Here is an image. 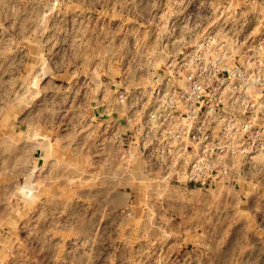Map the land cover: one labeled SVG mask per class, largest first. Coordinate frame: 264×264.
Segmentation results:
<instances>
[{
	"label": "clouds",
	"instance_id": "9594fccd",
	"mask_svg": "<svg viewBox=\"0 0 264 264\" xmlns=\"http://www.w3.org/2000/svg\"><path fill=\"white\" fill-rule=\"evenodd\" d=\"M77 2L0 0V264H170L189 219L191 264H238L217 241L264 199V0ZM209 179L222 199L191 195Z\"/></svg>",
	"mask_w": 264,
	"mask_h": 264
},
{
	"label": "rangeland",
	"instance_id": "374dc122",
	"mask_svg": "<svg viewBox=\"0 0 264 264\" xmlns=\"http://www.w3.org/2000/svg\"><path fill=\"white\" fill-rule=\"evenodd\" d=\"M72 11L79 12L81 11L80 4L77 0H72V5L69 6L68 12L71 15ZM89 15H94L100 21L101 26L104 25L105 22L109 24H119L122 23L125 27H131L135 24L137 27L142 26V21L137 22L136 20L129 18H120V17H108L104 14V9L96 8L95 10H87ZM143 30V29H142ZM59 83H62L65 87L70 83V81L66 79H61ZM95 107V106H93ZM103 107L96 109L91 113L94 117L95 121H100L103 123L105 118H108L106 115L102 114ZM112 118H116L117 115L112 113ZM105 127V125H104ZM239 189V185L237 184V190ZM87 187L81 189V191H87ZM61 191V199H67L72 201L73 203H80L82 204L88 212L92 211V206L86 204L82 200H77L76 196L78 193L73 192H64L63 189ZM207 194L210 197H214L216 200H220L223 198V192L219 195H216L215 186L213 189L205 190V191H197L191 193L192 196L200 197ZM243 203L240 205L239 208V215L233 214L236 216L234 221L225 224L223 229L220 232V239L217 243L221 247H233L236 249V255L240 257L238 264H247L249 257L253 260L257 261V264H264V199H252L249 202L247 197H243ZM67 214V213H65ZM31 219V216L28 217ZM139 219V217H138ZM172 219H179L178 217H173ZM23 222V221H22ZM107 223L106 220L101 218L100 220V228L103 229L105 224ZM35 226V225H34ZM43 227V225H41ZM177 227L181 229L180 232L177 233V241L174 243L170 249L166 250L170 253V264H173L175 261H180L181 264H184L185 261H188V264H191V260L194 258L196 253L193 252V249L196 247L191 240L188 239L189 233H203L204 225H196L194 219H189L187 226L185 227L183 221L177 224ZM48 231H52L51 228L45 229ZM56 239H60L59 236ZM236 241H239V247L236 246ZM23 243V241H21ZM249 245L255 246V252H251L249 250ZM30 247V246H29ZM66 247V246H65ZM149 251V249H145ZM116 251V250H113ZM191 254V255H187ZM47 255V253H40L37 252L36 254V264H39ZM118 255V251H117ZM103 259L106 261V264H118V260H109L108 253H105ZM59 256L56 257V261L54 264H59ZM203 264V262H202Z\"/></svg>",
	"mask_w": 264,
	"mask_h": 264
},
{
	"label": "built area",
	"instance_id": "2783aa9c",
	"mask_svg": "<svg viewBox=\"0 0 264 264\" xmlns=\"http://www.w3.org/2000/svg\"><path fill=\"white\" fill-rule=\"evenodd\" d=\"M253 27H255V25H251V26H249V30H248V32L250 33L251 32V29L253 28ZM248 33H246V35H247ZM261 36H264V27H261L260 28V30H259V32L257 33V35H256V37H253L252 39H257V38H259V37H261ZM250 43L252 42L251 40L249 41ZM121 91H122V89H121ZM202 111H204V110H202ZM103 112H104V109H103ZM103 112H102V114H103ZM114 114H116L115 112H113ZM104 115V114H103ZM117 115V114H116ZM107 116V115H106ZM108 117V116H107ZM113 120H117V119H119V117H118V115H117V117L116 118H112ZM105 120H108V118H105ZM120 123L121 124H123L124 123V121L123 120H120ZM108 126L107 125H105V128H107ZM195 183V182H194ZM196 187H202L204 190H209V189H213L214 188V186H215V182L213 181V180H211V179H209V180H207V181H204V182H201L200 184H197V185H195Z\"/></svg>",
	"mask_w": 264,
	"mask_h": 264
}]
</instances>
